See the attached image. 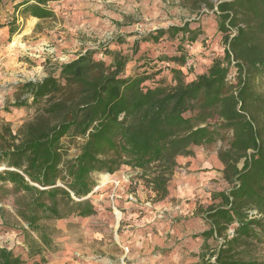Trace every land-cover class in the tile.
Masks as SVG:
<instances>
[{
    "label": "trees",
    "instance_id": "1",
    "mask_svg": "<svg viewBox=\"0 0 264 264\" xmlns=\"http://www.w3.org/2000/svg\"><path fill=\"white\" fill-rule=\"evenodd\" d=\"M8 1L22 17L56 18L50 6L56 0H0V6ZM187 3L193 12L207 10L223 43L222 54L192 79L183 69L192 70L189 48L205 33L204 19L138 38L133 59L108 44L15 86L11 106L32 108L34 115L17 132L6 127L1 134L0 200L15 196L28 259L39 257L36 264L47 263L45 251L53 248L59 230L52 221L97 213L89 197L95 173L139 169L162 201L179 159L194 156V147L218 144L228 187L211 192L210 203L197 209L207 225L196 235L203 241L197 264H264V0ZM7 24L12 36L16 19L0 21V29ZM164 39L170 45L138 57L141 43ZM125 42L120 36L110 44ZM99 53L111 62L97 59ZM64 138L83 139L74 158ZM28 259L0 247V264Z\"/></svg>",
    "mask_w": 264,
    "mask_h": 264
},
{
    "label": "rangeland",
    "instance_id": "2",
    "mask_svg": "<svg viewBox=\"0 0 264 264\" xmlns=\"http://www.w3.org/2000/svg\"><path fill=\"white\" fill-rule=\"evenodd\" d=\"M50 6L55 11L56 18L40 21L35 17L21 18L20 14L17 16L13 3L9 1L3 2L0 6V18L16 19V31L12 36L6 35L8 39L5 46L11 63L18 62V67H21L18 72L20 75L16 78L21 81L3 83V70H6L8 66H3L0 62V111L10 114L8 117L11 118V121H7L5 117L0 116V137L6 127L17 132L34 115L32 108H25L24 112L18 113L16 108L11 106L15 101V86L20 82L43 77L60 63L69 62L88 49L103 51V46L109 44V49L121 51L129 59H133V45L138 38L160 27L204 19L206 21L205 33L189 48L191 54L189 65L192 70L183 69L187 74V79L194 78L197 73L209 65L212 57L222 54L223 51L222 37L217 31L215 22L209 18L210 15L204 14L207 10L193 12L187 0H56L51 2ZM120 36L125 38L124 44H110V41ZM166 45H170L166 39L160 41L159 45L150 42L141 43L138 57L142 56L143 51H149L154 56L158 51L160 52V47H166ZM3 55L4 52L0 51V56ZM96 58L107 63L112 60L111 56L104 53L97 54ZM234 77L233 71L231 78ZM3 96L6 97L1 100ZM1 142L0 139V144ZM82 142V138L63 139L68 158L78 155ZM218 146L219 144L194 147L195 155L190 157L196 160L195 171L200 173L204 170H211L213 176L209 178V182H206L208 185L201 184L196 188L198 191L194 190V194H184L183 197L177 195L179 188L185 182L175 175L179 173L186 175L190 172L187 170L190 162L186 163L184 157L180 158V168L174 173L170 182L169 196L164 199L165 202L171 203L170 207L173 208L163 209L162 213L158 212V215L162 216L159 219L157 215V222L161 223L157 225L159 230H155V226L151 228L156 234L167 230L169 234L166 239L159 237L154 248L151 245L152 238H139L133 234L126 238L123 235L121 229L125 225L123 215L126 210L121 209L122 206L118 207V203L116 204L117 210L113 207L110 196L111 188H108L110 184L106 182L102 185L104 177L110 174L95 173L93 178L97 185L89 197L96 206L97 213L85 218L70 217L52 221L51 224H54L59 231L54 236L53 248L45 251L44 257L47 263L52 261L65 246L72 248V254L75 260L80 262L79 264H110L125 255V248L128 246L124 245V242L129 241L131 246L128 247L126 257L130 261L149 264L148 262L156 257V264H197L202 252L203 241L200 237L196 238V235L207 228L201 216L202 213L197 209L201 205L206 206L210 203L211 192L228 187L222 178L223 166L217 156ZM5 168L6 166L0 165V170ZM121 170H123L122 174L130 177L131 182L127 185L129 190L140 182L149 189L148 194L146 190L144 191L147 197H151L150 188L139 177L141 170L128 166H123L118 171ZM174 194L176 196H173ZM14 198L12 194H7L0 200V219L3 220L1 211L4 210L5 219L10 224V226L0 224V247L12 249L16 254L28 259V246L19 228L20 225L26 226V224L22 221L17 222ZM153 198L155 199V195ZM116 199L122 201L119 202L120 205L123 204L124 198ZM179 205L188 206L187 210H181L182 206ZM175 206L179 207L175 208ZM39 259V257L30 258L28 264H36Z\"/></svg>",
    "mask_w": 264,
    "mask_h": 264
},
{
    "label": "crops",
    "instance_id": "3",
    "mask_svg": "<svg viewBox=\"0 0 264 264\" xmlns=\"http://www.w3.org/2000/svg\"><path fill=\"white\" fill-rule=\"evenodd\" d=\"M17 16H18V13H17ZM20 17L23 18L22 16ZM0 19H1L0 20L1 23L6 22L5 18H0ZM36 20L40 21V19L38 18H36ZM0 32H1L0 33V51L4 52V55L2 57L0 56V62L3 64V66H8L6 70H3L4 71L3 72L4 75H2L3 83H6V82L16 83L18 81H21V79L19 80L16 79L17 76L20 75V73L18 72L20 71L21 67H18V64H17L18 62H16L15 64L11 63V59L9 58V55H7L8 51L6 50L7 48L5 45H6V40L8 39L6 35L9 34V25L7 24L3 28H1ZM205 69L206 67L202 69V71H204ZM5 97L3 96L1 100H4ZM24 111H25V108L16 109V112L18 113L20 112L22 113ZM8 115L10 114H6L4 111L0 113V116L5 117L7 121H11V118H9ZM20 122L22 123V121ZM184 160L186 161V163L190 162L189 167L187 168V170H190V172H188L186 175L185 174L181 175L180 173L175 175L177 176V178H179V180H182L183 182H185V184H183V186L179 188L180 191L177 195L178 197L180 196L183 197L186 194H194V190H197L196 189L197 187L201 186V184H205L206 182H209V178L213 176V172L211 170H204L200 173H197L195 171L197 163H196V160L192 159V157H184ZM191 160H194V161H191ZM179 164H181L180 159H179ZM216 166L218 167V165ZM218 168H221V166H219ZM122 173H123V170L118 171L117 173L113 175H109V181H108L109 183L107 182L108 184H110L108 185L109 186L108 188H111L110 196L112 198L111 203L113 204V207H115V209L117 210L116 208L117 206L118 207L122 206L120 208L123 210H126L123 215V220H124L123 222H125V225L122 227L121 231L126 238L130 237V235L132 234L135 235V237H139V238L141 237L144 239L152 238L153 243L151 245H153V248H154L157 245L156 243L159 237L166 239L169 234V230L159 231L158 234L155 233V230L157 231L159 230L157 225L161 224L157 222L158 212L162 213L164 212L163 209L166 210L168 208H173V207H170L172 206L171 203H167L165 202V200L155 201V199L153 198L155 194L151 190H150V193L152 192V195H150L151 197L148 198L147 192H149L148 191L149 189H147L140 182L138 183V185L136 184L133 185L129 190L127 188V185L129 184V182H131L130 177L129 175L126 176L125 174H122ZM112 180H119L120 181L119 186L115 187ZM206 184L208 185V183ZM173 196H176V195L174 194ZM116 198H121V199L124 198L123 204L120 205L119 202H122V201ZM117 203L118 205L116 206ZM179 206L181 207L182 205H179ZM179 206H175V208ZM187 207L188 206L184 205L181 207V210L185 211L187 210L186 209ZM191 214H193L192 210H191ZM158 216H159V219H161L162 216L160 215ZM1 223L3 224V220L0 219V224ZM154 226H155V230H151V228ZM131 228H135V229L131 231L130 230ZM130 244L131 243L129 241L124 242V245H127L129 248L131 246ZM128 247L125 248V252H126L125 256L128 254V251H129ZM71 249H72L71 247L63 246L62 249L57 253V255L54 257L52 261H49L48 263H43V264H79L80 262L78 260H75ZM150 250L151 249H149V251ZM148 263L156 264L157 258L155 257Z\"/></svg>",
    "mask_w": 264,
    "mask_h": 264
},
{
    "label": "built area",
    "instance_id": "4",
    "mask_svg": "<svg viewBox=\"0 0 264 264\" xmlns=\"http://www.w3.org/2000/svg\"><path fill=\"white\" fill-rule=\"evenodd\" d=\"M113 184L115 185V187H117V186H119L120 181L119 180H113ZM110 264H139V263L136 261L128 260L127 257L124 255L121 258H119L117 261H113Z\"/></svg>",
    "mask_w": 264,
    "mask_h": 264
},
{
    "label": "bare ground",
    "instance_id": "5",
    "mask_svg": "<svg viewBox=\"0 0 264 264\" xmlns=\"http://www.w3.org/2000/svg\"><path fill=\"white\" fill-rule=\"evenodd\" d=\"M13 45V44H12ZM109 181V175H106L102 181V185L106 184V182ZM118 217H119V214H118Z\"/></svg>",
    "mask_w": 264,
    "mask_h": 264
}]
</instances>
